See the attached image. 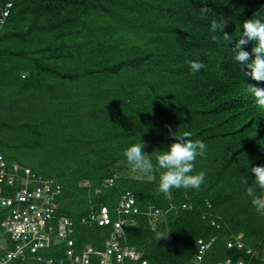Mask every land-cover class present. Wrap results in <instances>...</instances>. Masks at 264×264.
Returning a JSON list of instances; mask_svg holds the SVG:
<instances>
[{"label":"trees","instance_id":"16d2710c","mask_svg":"<svg viewBox=\"0 0 264 264\" xmlns=\"http://www.w3.org/2000/svg\"><path fill=\"white\" fill-rule=\"evenodd\" d=\"M202 7L213 12L201 15ZM256 12L264 14V0H16L0 34V96L23 97L24 148L51 161L26 165L5 146L0 151L9 165L62 185L56 215L74 222L78 248L104 249L113 229L89 217L108 207L117 220L130 192L139 213L124 218L121 243L149 264H193L200 241L211 245L201 264H264V216L242 182L247 158L250 167L264 165V118L256 126L264 114L246 86L264 83L250 75L243 81L223 39H237L239 25ZM213 19L226 21L223 34L211 33ZM255 46H243L250 59ZM190 60L206 68L193 74ZM168 126L208 145L196 164L206 173L198 191L173 189L166 197L157 191L158 173L130 174L124 149L141 137L149 155L170 147L176 141ZM110 180L114 185L96 195ZM153 207L161 211L155 228ZM238 237L244 248L229 249ZM60 249L43 256L61 257ZM26 263L36 264L14 262Z\"/></svg>","mask_w":264,"mask_h":264},{"label":"built area","instance_id":"2783aa9c","mask_svg":"<svg viewBox=\"0 0 264 264\" xmlns=\"http://www.w3.org/2000/svg\"><path fill=\"white\" fill-rule=\"evenodd\" d=\"M16 0H0V34ZM4 5V7H2ZM114 185V180L107 181L101 189ZM63 192L62 185L54 179L35 174L31 169L18 163L8 164L0 151V264L26 262L36 264H149L143 260V254L136 248L122 245L125 217L138 214L136 200L132 193L122 196L113 220L108 207H101L90 215V221L99 227H112L103 250L92 245L78 248L74 235V222L67 217H58V199ZM151 226L155 228V219L161 211L151 208L148 214ZM88 220H83L87 223ZM200 251L193 264H201L211 245L199 242ZM243 249L244 244L238 237L228 243V248ZM63 251L61 257L45 258L43 253L50 250ZM249 255L253 252L249 250ZM213 264H247L244 261H232Z\"/></svg>","mask_w":264,"mask_h":264},{"label":"clouds","instance_id":"9594fccd","mask_svg":"<svg viewBox=\"0 0 264 264\" xmlns=\"http://www.w3.org/2000/svg\"><path fill=\"white\" fill-rule=\"evenodd\" d=\"M199 11L201 15H208L213 12V9L202 7ZM225 24V20L213 19L210 25L211 33L219 32L223 34ZM237 32H239V36L235 40L232 38L233 35L223 34V39L227 45H232L230 48L232 62L236 65L243 81L250 75L251 79L257 83H264V14L257 15V12L254 13L253 18L243 23L242 28L239 25ZM251 42H256V46L252 50L255 59H250V53L244 50L243 47ZM188 65L193 74L206 68L204 63L198 61L190 60ZM244 69H248L250 72H245ZM246 86L257 110L264 114V87ZM261 118H264V115L256 119V126L259 125ZM168 127L171 133L170 138L176 141L170 147L163 150H154L149 155L145 152L146 145L141 137L138 142L126 147L123 155L127 162L144 176L151 179L154 172L158 173L157 191L166 197H170L173 189L198 191L206 182V173L204 171L197 172L196 164L199 158L206 156L208 145L200 138L193 139V134L190 131H183L178 134L177 131L171 132V126ZM259 143L261 145L264 141H259ZM251 163L252 161L247 158V163L243 168L245 169V175H241L242 182L246 186L245 195L249 198L256 212L264 216V165L250 167ZM249 173L254 174L255 177L251 180V186H249V180L251 179Z\"/></svg>","mask_w":264,"mask_h":264},{"label":"rangeland","instance_id":"374dc122","mask_svg":"<svg viewBox=\"0 0 264 264\" xmlns=\"http://www.w3.org/2000/svg\"><path fill=\"white\" fill-rule=\"evenodd\" d=\"M11 94L10 98L7 97L6 100L0 96V122L8 126L2 128L0 124V146H5L8 153L23 164L30 165L36 160L44 168L49 167L48 163L51 159L48 155L40 151L32 152L25 150L23 139L24 137L27 138V135L24 133V129L19 122L23 119V115L21 116V113L17 111L25 109L26 103L23 101V97L18 99L16 92H12ZM130 174L140 177L143 176V174L135 168H132Z\"/></svg>","mask_w":264,"mask_h":264}]
</instances>
